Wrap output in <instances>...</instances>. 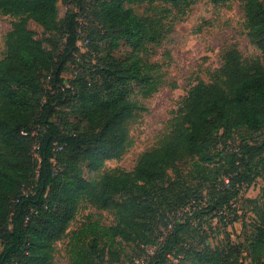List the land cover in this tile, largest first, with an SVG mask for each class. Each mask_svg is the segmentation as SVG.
<instances>
[{
  "label": "trees",
  "instance_id": "obj_1",
  "mask_svg": "<svg viewBox=\"0 0 264 264\" xmlns=\"http://www.w3.org/2000/svg\"><path fill=\"white\" fill-rule=\"evenodd\" d=\"M192 1L95 0L91 19L82 20L86 0H0V14L17 20L0 60V264H52L54 245L83 202L112 212L116 222L75 231L71 264L118 260L124 245L156 247L147 264H245L244 253L251 264H264L258 201H251L254 221L243 245L193 244L207 221L226 219L241 189L264 171V140H255L264 134V0H237L262 63L227 51L216 81L190 91L168 139L133 171L100 181L81 173L82 165L98 171L130 146L133 86L149 97L163 84L161 66L148 58L170 28L132 6ZM59 2L74 7L61 21ZM80 20L87 25L79 34ZM81 38L90 41L85 53L77 48ZM68 105L76 124L62 114ZM181 212L185 219L177 218Z\"/></svg>",
  "mask_w": 264,
  "mask_h": 264
},
{
  "label": "rangeland",
  "instance_id": "obj_2",
  "mask_svg": "<svg viewBox=\"0 0 264 264\" xmlns=\"http://www.w3.org/2000/svg\"><path fill=\"white\" fill-rule=\"evenodd\" d=\"M94 2L95 0H86V14H83L82 20L91 19ZM73 8L59 2L58 20H63L67 11ZM132 8L140 17L170 28V32L153 47V53L148 58L150 63L161 66L163 84L149 97H144L137 85L133 86V100L138 109L128 124L130 146L121 158L108 160L98 171H90L82 165V176L90 181H100L105 174L116 170L133 171L144 153L164 143L177 122L178 111L185 98L198 83L211 84L216 81L223 65V55L227 51H239L249 63L263 62L261 51L248 37L243 3L240 1L232 0L214 5L207 1L193 0L188 5L179 6L157 2L137 4ZM15 21V18L0 14V60L6 55L5 42ZM29 28L43 33V28L35 22H30ZM81 62L88 65L89 61ZM61 109L70 123H77L76 112L72 111L71 106ZM255 140L261 143L264 134L256 135ZM237 143L239 141H236V145ZM259 172H262L261 176L245 185L231 211L224 213L226 219L221 223L218 219L207 221L210 227L205 226V231L201 230L196 234L193 244L203 246V242L207 240L211 246L216 247L225 244L228 239L234 244H244L245 236L251 232L254 221L251 201L264 204V171L260 169ZM184 214L185 212H181L177 218L185 219ZM91 222L111 226L116 220L112 212L83 202L69 225L67 235L54 245L52 264H71V236ZM121 249L123 251L118 260L106 258L105 264H135L138 259L148 261L150 258L146 251L138 250L135 245H124ZM242 260L245 264H251L248 253H244Z\"/></svg>",
  "mask_w": 264,
  "mask_h": 264
},
{
  "label": "built area",
  "instance_id": "obj_3",
  "mask_svg": "<svg viewBox=\"0 0 264 264\" xmlns=\"http://www.w3.org/2000/svg\"><path fill=\"white\" fill-rule=\"evenodd\" d=\"M80 23V29L79 34L83 31L84 26L87 25L86 22H83L82 20L79 21ZM90 44V41L88 38H81L79 42L77 43V48L81 51V53H85L88 50V46ZM156 247H146L145 251L149 254L148 257H151L154 254ZM147 260L144 259H138L135 261V264H147Z\"/></svg>",
  "mask_w": 264,
  "mask_h": 264
}]
</instances>
